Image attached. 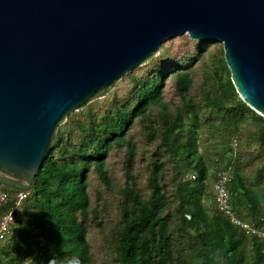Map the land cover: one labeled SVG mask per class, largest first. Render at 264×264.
<instances>
[{"label": "trees", "instance_id": "16d2710c", "mask_svg": "<svg viewBox=\"0 0 264 264\" xmlns=\"http://www.w3.org/2000/svg\"><path fill=\"white\" fill-rule=\"evenodd\" d=\"M223 170L228 205L264 231V117L238 96L221 42L167 39L58 126L0 264H195L214 242L264 264V237L216 206ZM20 190L0 184V216Z\"/></svg>", "mask_w": 264, "mask_h": 264}, {"label": "water", "instance_id": "95a60500", "mask_svg": "<svg viewBox=\"0 0 264 264\" xmlns=\"http://www.w3.org/2000/svg\"><path fill=\"white\" fill-rule=\"evenodd\" d=\"M184 33L264 117V0H0V184L29 190L66 117Z\"/></svg>", "mask_w": 264, "mask_h": 264}, {"label": "built area", "instance_id": "2783aa9c", "mask_svg": "<svg viewBox=\"0 0 264 264\" xmlns=\"http://www.w3.org/2000/svg\"><path fill=\"white\" fill-rule=\"evenodd\" d=\"M194 178V176H191ZM231 178V174L229 170H223L218 173V178L214 182V192H215V201L217 208L223 212L227 217H229L230 221L239 226L242 230H244L248 234H255L258 237H264V231L258 229L256 227L251 226L246 220L241 218L235 210H233L228 205V192L226 189V182ZM27 195L26 190H20L16 193V203L12 207V209L3 213L0 216V240H4L7 238L8 233L12 227V224L15 220L14 212L19 209V203L22 199H24ZM6 199V193L0 191V202H4Z\"/></svg>", "mask_w": 264, "mask_h": 264}, {"label": "crops", "instance_id": "0c3cea01", "mask_svg": "<svg viewBox=\"0 0 264 264\" xmlns=\"http://www.w3.org/2000/svg\"><path fill=\"white\" fill-rule=\"evenodd\" d=\"M11 229H12V227H11ZM11 229L8 233L7 238L4 240H0V253L3 250L4 245L9 242V238H11V236H12ZM220 249L222 251H224L228 256H230L225 244H222L220 242H214V243H212V245L208 249H203L196 254L195 263L199 264V262H200V264H208L209 259L211 260L212 256L215 254V252L217 250L220 251ZM233 264H237V263L233 260Z\"/></svg>", "mask_w": 264, "mask_h": 264}, {"label": "rangeland", "instance_id": "374dc122", "mask_svg": "<svg viewBox=\"0 0 264 264\" xmlns=\"http://www.w3.org/2000/svg\"><path fill=\"white\" fill-rule=\"evenodd\" d=\"M233 260L234 259H232L230 256H228L224 251L220 249V251L217 250L215 252L211 260L209 259L208 264H233Z\"/></svg>", "mask_w": 264, "mask_h": 264}, {"label": "clouds", "instance_id": "9594fccd", "mask_svg": "<svg viewBox=\"0 0 264 264\" xmlns=\"http://www.w3.org/2000/svg\"><path fill=\"white\" fill-rule=\"evenodd\" d=\"M49 264H53V260L49 261ZM67 264H80V261L78 258H72L67 261Z\"/></svg>", "mask_w": 264, "mask_h": 264}]
</instances>
